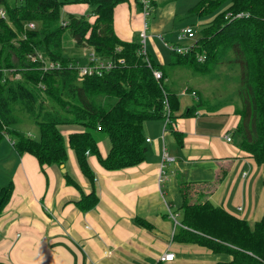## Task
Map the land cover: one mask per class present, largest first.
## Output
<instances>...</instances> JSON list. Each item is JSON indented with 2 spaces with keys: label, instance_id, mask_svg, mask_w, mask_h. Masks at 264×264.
I'll return each instance as SVG.
<instances>
[{
  "label": "trees",
  "instance_id": "trees-1",
  "mask_svg": "<svg viewBox=\"0 0 264 264\" xmlns=\"http://www.w3.org/2000/svg\"><path fill=\"white\" fill-rule=\"evenodd\" d=\"M82 1L91 5L87 14L66 13L67 17L61 18L65 4ZM122 1L125 0H20L12 5L0 0L8 11V18H0V140L6 136L5 130L15 150L34 155L43 172L45 165L65 164L68 146L73 148L83 174L93 185L76 201L83 211L94 208L100 200L89 154L96 155L109 170L137 165L147 154L144 123L165 118V95L171 111L168 127L179 116L196 114L201 105L197 96V101L182 109L177 93L164 82V65L154 61L147 51L142 52L139 40H123L115 33L114 8ZM203 1L206 3L200 14L222 5L223 9L200 25L188 52L171 49L174 58L169 64L206 71L226 50L233 49L234 60L241 67L240 121L234 130L240 147L264 165V0ZM153 4L155 7L154 1ZM238 12L244 15L236 16ZM30 20L37 21V27L27 30L26 38L19 39L16 45L12 40ZM67 30L77 47L94 52L95 58L88 60L91 64L96 59L112 60L113 67L104 69L101 75L91 73L79 79L81 58L63 50V34ZM37 51L60 61L62 66L45 70L40 60L29 57ZM201 53L205 54L203 61L197 57ZM10 67L21 77H7L3 68ZM154 69L161 70L163 76L156 78ZM27 116L39 125L38 138L11 127ZM64 126L76 127L77 131L65 135ZM173 132L181 141L183 134ZM99 133L110 139L106 156L98 146ZM63 175L68 184L82 190L67 171ZM187 186L184 183L181 187V219L174 239L232 256L207 264H264V214L250 222L210 201H192ZM13 190V181L0 187V215Z\"/></svg>",
  "mask_w": 264,
  "mask_h": 264
},
{
  "label": "crops",
  "instance_id": "crops-1",
  "mask_svg": "<svg viewBox=\"0 0 264 264\" xmlns=\"http://www.w3.org/2000/svg\"><path fill=\"white\" fill-rule=\"evenodd\" d=\"M153 1L157 10L147 16L137 0L117 4L115 33L123 40L140 41L145 30L146 51L151 58L149 49L154 52L164 65L165 84L177 93L182 109L193 103L189 100L192 94L184 89H195L202 104L203 94L197 86L180 83L175 90L173 75L182 66L169 64L172 52L166 65L164 53L155 44L159 32L173 31L176 2L166 0L172 3L161 11L159 1ZM63 8L77 15L90 9L84 2L67 3ZM239 107L204 111L198 107L194 115L177 117L171 127L164 119L145 121L147 154L137 165L109 170L89 154L100 200L87 211L79 209L76 201L93 185L73 148L68 146L64 167L82 190L66 182L61 165H45L43 172L34 155L18 153L7 139L0 142V159L16 158L10 175L14 190L0 215V264H207L231 259L230 254L177 241L174 232L180 225L184 183L192 201H210L250 222L264 214V165L240 147L234 130L240 121ZM75 128L62 129L68 135ZM173 130L183 134L181 141ZM228 134L231 140L226 139ZM110 145L107 135L98 136L103 156ZM164 149L171 159L163 161ZM169 253L174 257L163 260Z\"/></svg>",
  "mask_w": 264,
  "mask_h": 264
},
{
  "label": "rangeland",
  "instance_id": "rangeland-1",
  "mask_svg": "<svg viewBox=\"0 0 264 264\" xmlns=\"http://www.w3.org/2000/svg\"><path fill=\"white\" fill-rule=\"evenodd\" d=\"M159 3L162 5L160 10H165L169 8V4L172 2L166 0H158ZM202 0H175V8L177 16L174 19V23H172L174 29L169 34L165 32L162 33V36L165 40L169 42L168 45H165L163 39L159 38L156 40V45L158 48L161 49L162 53L161 56L164 57L163 62L167 65L170 62L172 57L171 51V44H184L187 43L188 40H181L179 39V31L187 26L192 25L194 26L196 33L198 34L200 25L205 23L213 18V16L223 9V5L213 12H204L200 14V10L203 6H205L206 1ZM9 4H16L19 3L20 0H8ZM85 4H88L89 7L91 6L90 3L82 1ZM166 3V4H165ZM165 4V5H164ZM164 5V6H163ZM156 7V8H155ZM153 9V13L157 10V6ZM89 11V10H88ZM88 13V12H86ZM67 17L66 12H62V19ZM152 17V16H151ZM151 19V18H150ZM34 21V20H30ZM29 22V21H28ZM37 27V21H34ZM35 27V28H36ZM34 29V28H33ZM31 30L27 27V22L24 25L23 31L18 33V37L13 39L16 45L19 44L18 40L22 38H26V31ZM175 33V36L173 35ZM160 34V32L158 33ZM158 38V37H157ZM143 39H141L142 41ZM146 43V40H145ZM1 45V44H0ZM63 50L65 54H73L81 58L80 64L85 63L83 57H87L89 51L86 48H80L75 45L73 38L71 37L69 30L65 31L63 34ZM150 53L155 58V61L160 63L156 54L149 49ZM167 56H166V55ZM154 58H152L154 60ZM235 59V53L233 52L232 48L226 50V52L219 57L217 61L210 64V67L206 71L196 70L191 66L188 65H181L182 69H178L175 71L174 80L178 91L180 87V83L187 84L192 86H197L203 94V103L199 105L200 110H215L224 108L226 106L238 107L241 106V98L239 95V89L241 85V67L240 63ZM107 70V69H106ZM10 77H17L15 74L11 75ZM165 83H167V79L165 78ZM188 89H184V92H188ZM194 97V96H193ZM191 95V100L193 103L196 101ZM188 98V97H187ZM154 122L153 120H149ZM11 127L23 131L24 133L32 135L34 138H38L40 135V129L37 122L31 119L29 116L25 117L23 121L14 123ZM98 135H105V133H99ZM8 137H3L0 140L1 143H6V139L13 145V140L11 139L9 133ZM5 157V156H4ZM0 187L3 184H7L11 179L10 175L12 172V168L14 163L16 162V158L12 157L11 155L8 156L7 161L4 159H0ZM181 219V215L178 216Z\"/></svg>",
  "mask_w": 264,
  "mask_h": 264
},
{
  "label": "built area",
  "instance_id": "built-area-1",
  "mask_svg": "<svg viewBox=\"0 0 264 264\" xmlns=\"http://www.w3.org/2000/svg\"><path fill=\"white\" fill-rule=\"evenodd\" d=\"M137 1L141 6V9H142L144 15L147 16L152 12V9L154 7L153 0H137ZM227 15H230V13ZM242 15H244L243 12H238L236 14V16H242ZM0 18H8L7 8L3 4H0ZM27 27L30 29H33L36 27V24L34 21H29V22H27ZM159 37L161 39H163L165 45L169 44V42L163 38L162 34H159ZM196 38H197V33H196L194 26L187 25L179 31V39L188 40V42L184 43V44H177V45L171 44L170 47H171V49H174L177 53H186L191 49ZM141 39H143V40L141 41ZM145 40H146V32L144 30L140 34V42L142 44L141 50L144 53L146 52ZM29 57L32 60H40L43 63V67L45 70L49 69V68H60L62 66L60 61L51 60L48 57L44 56L43 53H41L39 51H37L35 53H30ZM197 57H198V60L203 61L205 59V54L204 53L198 54ZM93 58H95V54L92 51L87 55V60L85 61V63L79 65V67H78L79 68V79H82L86 74H91V73H97V74L101 75L103 73L104 69H110L114 65V62L112 60L101 61L98 59H96V62L94 64H91L89 61H90V59H93ZM120 61H123V59H120ZM3 71H4L5 75H7V77H9V78H18V77L20 78L21 77V73H19V72L15 73V70L13 67L3 68ZM153 73H154L155 77L158 79L163 76L162 71L159 69H154ZM10 74L11 75L15 74L17 77H10ZM190 93L194 97L198 96L197 91L194 89L191 90ZM164 103H165L164 109H165V115H166L164 118V122H165V125L168 126V124L170 123V119H171L170 118V112L171 111H170L169 101H168L166 95H165ZM4 133L6 134V137L9 138L8 133L5 130H4ZM231 138L232 137L230 136V134L226 135L227 140H231ZM168 159H171V157L168 155V153L164 149L163 150V161L168 160ZM163 166H164V162H163ZM176 217H177V215L175 214L174 219L176 220V223H178ZM173 257H174V254L169 253V254H164L162 256V259L163 260H170Z\"/></svg>",
  "mask_w": 264,
  "mask_h": 264
},
{
  "label": "water",
  "instance_id": "water-1",
  "mask_svg": "<svg viewBox=\"0 0 264 264\" xmlns=\"http://www.w3.org/2000/svg\"><path fill=\"white\" fill-rule=\"evenodd\" d=\"M61 167L63 168V170L65 171V167H64V164H61Z\"/></svg>",
  "mask_w": 264,
  "mask_h": 264
}]
</instances>
